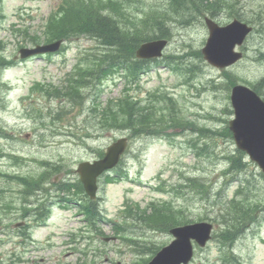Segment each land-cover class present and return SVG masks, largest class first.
<instances>
[{"label":"rangeland","instance_id":"rangeland-1","mask_svg":"<svg viewBox=\"0 0 264 264\" xmlns=\"http://www.w3.org/2000/svg\"><path fill=\"white\" fill-rule=\"evenodd\" d=\"M57 0H42L36 5H34L36 8L40 9V13L42 14V17H45L50 8L56 3ZM261 0H240V7L243 11H246L248 13H251L252 9L258 5V2ZM5 9L6 13L8 14L6 21L4 24L8 27V25L12 24V17L10 16L13 10V2L11 0H7L5 3ZM175 29H178L177 34L179 35V38H182L185 36V34H188L191 31L190 29H182L180 27H175ZM185 30V31H181ZM9 31V30H8ZM7 33L2 31L0 32V35L2 38H5V34L8 36L12 35L11 33ZM3 32V33H2ZM260 40V37H258V41ZM85 45V43H84ZM77 49V48H75ZM75 55V52L72 51ZM255 58L257 59L258 56L255 55ZM38 63H35L31 68L25 69L24 67L19 68H11L4 72L3 74V81L5 83H8L10 86V96L8 97V103L11 105V107L6 112V116L8 120L17 119L19 122L17 123L18 128L21 130V132H30L32 125L38 126L40 125L38 122L33 121L29 114L26 115V110L21 102V99L26 94L25 90L27 86L33 81L34 79H39L41 72L37 68ZM43 63L39 64V67H41ZM60 68L57 64L52 63L49 67L50 73L52 75L56 74L57 69ZM208 70V69H207ZM234 75H236L239 79H247L256 81L260 79L262 76H264V63H259L257 61H252L250 58V61L244 62L242 65H238L231 71ZM206 74L210 76V73L207 71ZM214 75L219 77L220 73L214 72ZM207 80V78H202L201 81L204 83ZM241 83V82H240ZM108 90H113L111 87ZM108 92H105V94L102 96V100L108 96ZM227 93H220L218 90H209L208 92H205L201 95L200 98L193 97V99L187 100V107H189L192 111H195L197 114L202 115L203 117L208 116L209 114H213L217 111H220L225 102L228 103ZM101 101V102H103ZM43 106V105H42ZM52 108H47L48 110L53 109L54 106H51ZM36 115V114H35ZM38 119L41 117L36 115ZM51 118H43L42 122L50 121ZM53 145L55 146H48L46 145H39V141L33 142L34 147L25 146L22 144V147L20 148V151L23 155L28 156L29 153H34L39 157L42 158H53V159H65L69 160L73 155H76L74 152V148L67 146L65 144H60L58 141H52ZM135 153H131L130 155V165L132 167V170L134 174L136 175L139 171H143V175L145 179H150L153 176L157 174L159 169H166L163 177L165 179H168L170 183H174L179 178L180 174L182 172H186L188 168L191 167L190 171H196L197 167L193 165L195 159L192 156H182V153L178 149H174L170 146L165 145V143H156L153 144L149 141H142L135 145L134 148ZM213 153V152H212ZM216 155L220 153V150H217ZM214 155V154H213ZM219 158L212 159L213 163H217V165L222 166L223 162L220 163ZM178 164V165H175ZM34 168V165H33ZM254 166L250 167V170H254ZM22 172V171H17ZM210 176V174H209ZM234 190L232 188L230 190V193ZM257 196H254L253 199H264V181H260L259 184H257V189L253 191ZM119 194V191H115V195ZM151 196V192H148V188H142L141 191L135 195L137 200L141 201L143 205L148 201L149 197ZM203 204L195 202V204L192 206L193 212L198 213L201 210V206ZM257 232H254L253 236V247H256L254 251H250V247L247 244H242L243 251L245 253H250L245 258H254L253 264H264V245L260 243L259 237L256 235ZM136 236L144 238L149 243H156L158 245L168 243L170 240L166 235L163 234H155L152 232H140ZM264 237V235H262ZM101 248H105V245L100 244ZM120 245L116 242H113L109 249L107 250V257L105 258L104 264H116L117 258L120 260L122 259L123 262L121 264H133L135 261L131 254H125L123 256L119 255ZM55 250H57L59 253L64 256L68 255L70 252H72V249L69 248L66 245L56 246ZM216 248H212V252L210 253V258L216 257ZM76 254L70 255L66 258H69L67 261L69 262H76V259L72 256ZM196 258L198 259H204L205 256L201 253L197 254ZM114 260L112 263L111 260ZM204 261V260H203ZM47 264H53L52 262H49ZM102 264V262L100 263Z\"/></svg>","mask_w":264,"mask_h":264},{"label":"trees","instance_id":"trees-1","mask_svg":"<svg viewBox=\"0 0 264 264\" xmlns=\"http://www.w3.org/2000/svg\"><path fill=\"white\" fill-rule=\"evenodd\" d=\"M61 9H63V12L60 18V24L56 20L51 22L49 25V31H47V34H45L47 40L55 38L58 33L61 35H68L72 34L74 31H79L80 33L86 34L91 39L98 42V44H102L104 46V50H97L95 57L90 60V64H88L87 60L84 58L79 59L77 66L75 67L76 69L64 80L63 87L60 90L57 88L47 87L45 89L47 94H52V96L55 98L64 97L62 94H65L67 97H70V100L73 99V101L79 103V98L76 94V86L81 83V87L87 89L91 84L94 85L97 78L99 77L97 67L99 66L104 68L108 57L113 55V53L116 51L122 59V63H125V66L129 71L130 79L132 77L131 74H136L142 68L140 62L135 59V49L138 45L137 43H139L142 38L146 37L145 32H143L142 29L138 28L134 31L123 32L118 39L112 40V37L115 36L113 26L110 25L108 27L105 25V23L101 22L98 19V15H95L96 11H93L82 0H64ZM105 42L107 44V54H105ZM232 83L233 82H231V84ZM124 100L120 101L118 104V111L123 112V114L111 113L110 124H121L118 120H120V117H122L123 120H125L124 122H126V124H123V126L132 128L136 132L134 134L146 132L150 130V128L160 124H172L171 126H175L176 124L182 123L178 115L181 113V111L177 108H172L165 112L161 111L157 107H154L152 108V113L149 116H144L139 114L140 108H138L137 104H135L130 99H128V103L127 100ZM63 109L64 108L60 106V110H58L59 113L57 115L63 112L61 111ZM156 111L162 112L165 115H170L171 117L169 120L164 119L159 121L157 120ZM224 132V136L231 138V134L229 131H227V129H225ZM204 150V148L201 149L199 155L202 151V154H206ZM225 158L230 163V170H237V173H243L246 171L248 167L247 159L246 156L239 150H231V148H229V150L227 149L225 151ZM206 192H209V188ZM152 208L153 214L148 218V220L155 226V228L161 230L162 232L164 230L163 228L167 224V217L171 212H173V207L170 204H165L163 206L153 205ZM238 209L239 211H243L244 207H239ZM250 209L256 211V207L254 206H251ZM252 210L247 212L248 215L251 214ZM225 223V228L220 233V236L231 239L232 232L230 229L234 222L229 223L226 221ZM178 224H180V221L175 222V225Z\"/></svg>","mask_w":264,"mask_h":264},{"label":"water","instance_id":"water-1","mask_svg":"<svg viewBox=\"0 0 264 264\" xmlns=\"http://www.w3.org/2000/svg\"><path fill=\"white\" fill-rule=\"evenodd\" d=\"M220 44L224 45L225 40ZM145 49L147 50L139 52V55H147L149 51L153 50L151 46ZM210 55L206 54L209 60H211ZM233 105L237 116V119L232 122L235 140L239 147L248 151L251 158L264 170V104L253 92L238 87L233 96ZM203 229H207V227L193 226L175 230L174 233L179 236L178 239L163 249L151 264L188 263L192 257L190 238L195 237L201 245H204L206 238L209 237L207 233H204L206 240L196 236Z\"/></svg>","mask_w":264,"mask_h":264}]
</instances>
